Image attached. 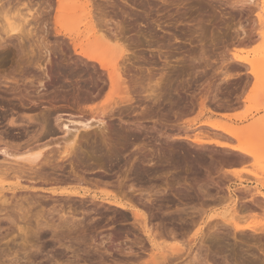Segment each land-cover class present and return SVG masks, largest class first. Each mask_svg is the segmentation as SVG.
<instances>
[{"label": "rangeland", "instance_id": "rangeland-1", "mask_svg": "<svg viewBox=\"0 0 264 264\" xmlns=\"http://www.w3.org/2000/svg\"><path fill=\"white\" fill-rule=\"evenodd\" d=\"M67 1V12L58 17L57 0H0V17L4 14L17 20L28 16L30 30L29 36L10 40L3 32L5 23L0 22L1 37L6 38L3 45L9 46L15 60L22 62L21 66L17 61L0 68V134L4 136L0 148L5 143L14 147L26 142L35 129L34 124H27L28 117L47 109H57L55 115H83L78 106L96 109L110 99L118 100L117 94L110 96L107 75V87L97 97L94 83L101 81L93 65H99L79 62L68 36L76 26L85 31L86 23L93 20L96 30L104 25L114 30L112 34L118 33L125 44L123 70L126 79L130 77L127 81L135 102L126 99L125 103L124 99L115 116L106 119L107 128L114 134L113 149L119 153L116 165L112 168L103 160L95 159L93 163L92 159L90 168L79 172L87 182L96 183L83 187L93 193L113 194L115 185L124 183L126 188L135 187L129 191L139 189L145 198L149 194L155 199L154 205L152 210H121L114 206L105 210H2L0 264H148L152 245L143 223L151 229V235H157L152 238L162 249L181 248L182 254L174 253L173 259L170 255L173 264H264L263 1ZM80 5L89 6L85 10L92 12L88 20L84 19L85 7L78 9ZM163 56L172 61L167 69ZM240 59L253 61L254 65ZM32 60L51 69L50 74L37 70ZM29 61L34 65L29 66ZM17 64L24 66L23 70L19 67L20 74ZM149 69L156 75L154 79L163 77L165 81L162 97L156 103L148 101L143 92L149 87ZM39 78H44L47 89L43 91L46 98L36 108L29 98L21 99L8 91L13 81L23 84L26 80L24 85L30 87L34 97ZM75 96L80 97L74 100ZM11 119L21 125H12ZM233 129L237 131L235 136L228 134ZM57 135L62 137L63 132L58 129L55 136L40 141L54 144ZM53 144V148L57 146ZM0 162L11 163L1 154ZM240 169L242 172L236 174L229 172ZM6 178L0 181V195L8 199L31 197L28 192H48L53 186L40 179L33 181L43 182L37 186L24 178L17 187L14 178ZM132 211L144 214L145 220H136Z\"/></svg>", "mask_w": 264, "mask_h": 264}, {"label": "bare ground", "instance_id": "bare-ground-1", "mask_svg": "<svg viewBox=\"0 0 264 264\" xmlns=\"http://www.w3.org/2000/svg\"><path fill=\"white\" fill-rule=\"evenodd\" d=\"M2 1V0H1ZM51 1V0H50ZM72 1V0H71ZM74 1V0H73ZM264 3V0H262ZM75 2V1H74ZM135 2V1H134ZM238 2V1H237ZM1 3V2H0ZM48 3V2H47ZM50 4V2H49ZM68 1L67 0H57V16L59 17L62 13H65L67 11H65L66 7H67ZM77 4V3H76ZM84 4V3H82ZM88 5V3H86ZM2 5V4H1ZM4 5V4H3ZM2 5V6H3ZM70 5V4H69ZM68 5V6H69ZM72 5V4H71ZM141 5V4H140ZM82 5H80V8H84L83 12L85 14L84 19L88 20L89 18V14H91L92 12H90L88 10V12H85L86 8L89 9V6H84L81 7ZM237 6V5H236ZM98 7V6H97ZM5 8V7H4ZM70 8V7H69ZM166 8V7H165ZM168 8V7H167ZM100 9V8H99ZM120 9V8H119ZM3 10L0 9V14L1 12L3 13ZM5 10V9H4ZM82 10V9H81ZM242 10V9H241ZM69 11V10H68ZM75 11L77 12V10L75 9ZM98 11V10H97ZM75 12V13H76ZM82 12V13H83ZM99 12V11H98ZM7 13V12H6ZM5 13V14H6ZM70 13V12H69ZM74 13V12H73ZM80 13V12H78ZM72 14V13H70ZM104 14V13H103ZM162 14V13H161ZM160 14V15H161ZM93 15V14H92ZM4 16V18H2ZM2 17H0V19H2L3 21L0 20V22L5 23L6 28H3V32L6 31L4 34L5 36L7 35V38L9 37V39L11 40L12 37H19V38H23L26 37L27 35H30V30H27L28 26H29V17L28 16H21L20 18H17V20H13L14 18L9 17L3 14ZM94 16V15H93ZM100 16V15H98ZM163 16V15H162ZM169 16V15H168ZM173 16V15H172ZM33 17V16H32ZM62 18V17H61ZM171 18V17H170ZM59 18H57L58 20ZM105 19V18H104ZM145 19V18H144ZM85 20L84 23L85 24ZM143 20V19H142ZM188 20V19H187ZM6 21V22H4ZM99 21V20H98ZM102 21V20H101ZM99 21V23L101 22ZM184 21V20H183ZM203 21V20H202ZM90 22V20H89ZM96 22V21H95ZM104 22V21H103ZM102 22V23H103ZM141 22V21H140ZM199 22V20H198ZM81 23V22H80ZM101 23V24H102ZM181 23V22H180ZM195 23V22H194ZM97 25H99L98 23H95ZM106 24V23H104ZM4 25V24H3ZM4 25V26H5ZM28 25V26H27ZM82 25V24H81ZM103 25V24H102ZM109 25V24H108ZM107 25V26H108ZM153 25V24H152ZM155 25V24H154ZM153 25V26H154ZM169 25V24H168ZM176 25V24H175ZM184 25V24H183ZM188 25V24H187ZM105 26V27H107ZM149 26V25H148ZM158 28H161V24L157 25ZM199 26V25H198ZM1 27V25H0ZM83 27V26H82ZM86 29L85 31L84 28L83 30H81L79 27L77 28V26L75 27V29H70L69 32V37L71 38V41L73 42V49L76 52V54L78 55L79 58V62L87 65L90 64H98L99 67L97 68L95 65L94 69L96 74V77H99L101 83L103 82L102 85L99 84L98 82H95L94 85L96 91H97V97L103 93L106 89L107 86H105V84L107 85V82L105 80L104 77H106L105 75H107L108 77V81H109V86H110V96H113L115 94H117V96L119 97L117 100V97L115 99H110L108 101V103L105 104L104 107L96 108L95 107H79L80 111L85 112V114L83 115H70V114H59V115H55V110L57 109H47V111H43L42 113H38V115H34L31 117H28V125L30 124H34L35 129H33V131H30L31 135L29 134V138L26 142L22 143V145H18L13 147L9 146L7 143H5V145L3 147L0 148V154L3 155L7 160L11 161L10 164L8 165H1L0 166V181L6 177H12L17 181V187L21 185V181L26 178L29 180H32L31 183H38L37 182H33L34 180H39L40 181H44L45 185H53L52 188H49L47 190H49L48 192H43V191H30L28 192V194L30 193L31 197L28 196H24L25 198L23 199H18L19 196H17L16 198H7L5 195H0V211L1 214L5 211V210H9L10 208L12 210H33L34 208L38 209H42V210H105L110 209L107 206H114L117 207L121 210H148L150 208L153 207L154 205V201L155 199L152 200L151 196L148 194L147 197L145 198L143 191H129L130 188H132L130 186V188H126L124 185V183H120L117 184V186L115 185V193L113 194H99V193H93L91 192L89 189H84L85 184L88 183V185L91 183L87 182V179L84 178L83 176L80 175V170H85L90 168L91 166V160L92 162L95 161V159H99V160H103L106 162V164L110 165L112 168L116 165V161L118 158V151L115 152V150L113 149V136L112 133L109 131V128H107V123H106V119L115 116V111L117 109V106L120 105L121 103H123V100L125 99V103L126 99L128 101V103L130 102H135L133 101V97H131V91L128 85V81L127 79L130 78L128 77L126 79L125 76V72H124V61L126 60V54H127V49L125 48V44L123 45L122 43V39L120 37V35L117 34H112L111 29H106L104 28V25L101 26L100 25V29L96 30V26H93V20H91V24H89L88 22L86 23ZM118 27V26H117ZM191 27V26H190ZM194 27V26H193ZM215 27V26H214ZM108 28V27H107ZM120 28V27H118ZM153 28V27H152ZM156 28V27H155ZM6 29V30H4ZM165 29V28H163ZM81 30V31H80ZM117 30V29H116ZM150 30V29H149ZM153 30V29H152ZM161 30V29H160ZM159 30V31H160ZM194 30V28H193ZM165 31V30H163ZM162 31V32H163ZM168 31V30H167ZM167 31H165L167 33ZM58 33H62L61 31H57ZM121 32V31H120ZM176 32V31H175ZM18 33V34H17ZM67 33V32H66ZM169 34L170 31L168 32ZM17 34V35H16ZM173 34V32H172ZM171 34V35H172ZM176 34V33H175ZM174 34V35H175ZM214 34V33H213ZM143 35V34H142ZM165 35V34H164ZM215 35V34H214ZM2 35L0 34V68L2 67H7L9 64H16L18 61V64L21 66L22 62L19 63L20 61L17 59V61L15 60L16 58H14L15 54L13 53V50L9 49V46H5L3 44H5V40L3 37H1ZM123 36V35H122ZM215 37V36H214ZM124 38V37H123ZM147 38V37H146ZM169 38V37H168ZM167 38V39H168ZM173 38V37H172ZM193 38V37H192ZM152 39V38H151ZM178 38H175V40H177ZM191 39V37L189 38ZM8 40V39H7ZM124 40V39H123ZM140 40V39H139ZM169 40V39H168ZM173 40V39H172ZM138 41V40H137ZM142 41V40H141ZM152 41V40H150ZM154 41V40H153ZM162 41V40H161ZM179 41V40H177ZM185 41V40H184ZM8 42V41H7ZM140 42V41H139ZM175 42V41H174ZM188 42V41H187ZM201 42V41H200ZM144 43V42H143ZM192 43V41H191ZM142 44V42H141ZM155 44V43H154ZM151 45V44H150ZM158 45V44H157ZM139 46V45H138ZM204 46V45H203ZM149 47V46H148ZM159 49V48H158ZM47 50V49H46ZM48 51V50H47ZM159 51V50H158ZM165 53V52H164ZM169 53V52H168ZM162 56V55H161ZM160 56V57H161ZM158 57V56H157ZM165 56H163L164 58ZM33 58V57H32ZM36 58V57H35ZM128 58V57H127ZM162 58V57H161ZM165 62H166V69L169 68L171 66L170 62L172 63V61H170L169 57L166 56L165 58ZM163 59V60H164ZM21 60V59H20ZM31 60V59H30ZM177 60V59H176ZM179 60V59H178ZM184 60V59H183ZM16 61V62H15ZM28 61V60H27ZM34 61V60H32ZM175 61V60H174ZM30 62V61H29ZM28 62V63H29ZM163 62V63H165ZM240 62H245V63H250L251 65H254L253 61H250L248 59H240ZM26 63V62H25ZM26 63V64H28ZM35 65L34 67L37 68V70H42L44 74H46L47 72L49 73L51 71V69L49 70V68H45L43 65L40 64L39 61H34ZM17 67L18 69H22V67ZM32 65V62H30L29 66ZM34 65V64H33ZM32 65V66H33ZM164 65V64H163ZM242 65V64H241ZM10 66V65H9ZM12 66V65H11ZM28 66V67H29ZM173 67V66H172ZM100 68V69H99ZM16 69V68H15ZM21 69L18 71V74L22 73ZM33 69V68H32ZM144 69V68H143ZM152 69V68H151ZM149 69V80L150 83H148L147 88H149V90L147 91V88L144 85V88H146V90H144L143 92L147 93L146 98L150 99L148 101H151V99L156 103L160 100V98L162 96V88L165 89V87H163V83L165 82L162 78H155L154 76H156L153 71ZM160 69V68H159ZM17 70V69H16ZM170 70V69H169ZM173 70V68H172ZM127 71V70H126ZM141 71V70H140ZM157 71V70H156ZM36 72V71H35ZM79 72V71H78ZM170 72V71H169ZM181 72V71H180ZM31 73V72H29ZM39 73V72H38ZM172 73V72H170ZM169 73V74H170ZM40 74V73H39ZM50 74V73H49ZM166 73H164L165 76ZM24 75V74H23ZM37 75V74H36ZM98 75V76H97ZM143 75V74H142ZM21 76V75H20ZM44 76V75H43ZM49 76V75H47ZM163 76V75H162ZM34 77V76H33ZM41 77V76H40ZM30 78V77H29ZM141 78V77H140ZM148 78V76H147ZM34 79V78H33ZM41 79V78H39ZM44 79V78H43ZM43 79H41L40 81H38V86L37 88L33 91V94L35 95L33 97V95L31 96V92H29V88L27 85H24V82L26 81H22V83H20L19 81L15 80L13 82H15L14 85H12L11 87H9L8 91L13 92V95L16 96H21L22 97H27V99L29 98L30 102L32 105L39 106V104H41V100L45 99V93L43 91H45V88L47 89V85L46 83L43 81ZM98 79V80H99ZM143 79V77L141 78ZM154 79V81H153ZM168 79V78H167ZM184 79V78H183ZM7 80V79H4ZM10 80V79H9ZM20 80V79H19ZM32 80V79H31ZM95 80V79H94ZM180 80V79H179ZM11 81V80H10ZM97 81V80H95ZM132 81V80H131ZM139 81V80H138ZM172 81V80H171ZM177 81V79H176ZM9 82V81H8ZM106 82V83H105ZM141 82V81H140ZM148 82V81H147ZM168 82V81H167ZM2 83V82H1ZM0 83V87L1 84ZM32 83V82H31ZM87 83V82H86ZM135 83V82H134ZM143 83V82H142ZM7 84V83H6ZM5 84V85H6ZM26 84V83H25ZM34 84V83H33ZM88 84V83H87ZM86 84V85H87ZM133 84V83H132ZM144 84V83H143ZM147 84V83H146ZM180 84V83H179ZM135 85V84H134ZM7 86V85H6ZM33 86V85H32ZM89 85H87L88 88ZM80 87V86H79ZM77 87V85L75 86V88H78L79 90H81V88ZM131 87V86H130ZM139 87V86H138ZM74 88V86H73ZM74 88V89H75ZM84 88V89H85ZM135 88V87H134ZM133 88V89H134ZM137 88V87H136ZM140 88V87H139ZM141 87V89H144ZM2 89V88H1ZM176 89V88H175ZM83 90V88H82ZM94 90V89H93ZM1 91V90H0ZM47 91V90H46ZM78 91V90H77ZM95 91V92H96ZM135 91V90H134ZM167 93L168 90H166ZM29 92V93H28ZM139 92V90H138ZM164 92V90H163ZM81 93V92H80ZM145 93V94H146ZM1 94V93H0ZM123 95V97L121 95ZM142 94V92H141ZM165 94V93H164ZM163 94V95H164ZM171 94V93H170ZM4 95V94H3ZM95 95V96H96ZM102 95V94H101ZM100 95V96H101ZM166 95V94H165ZM91 96V95H90ZM93 96V95H92ZM91 96V97H92ZM34 100H33V98ZM76 97H80V96H75ZM83 97V96H82ZM122 97V98H121ZM165 97V96H164ZM90 98V97H89ZM96 97H94L95 99ZM145 98V99H146ZM1 99V98H0ZM91 99V98H90ZM93 99V98H92ZM91 99V100H92ZM98 99V98H97ZM17 100V99H16ZM85 101L89 99H84ZM162 100V99H161ZM172 100V99H171ZM13 101V100H12ZM27 101V100H25ZM24 101V102H25ZM78 101V100H77ZM83 101V100H82ZM96 101V99H95ZM2 102V101H1ZM52 102V101H51ZM92 102V101H91ZM138 102V101H137ZM145 102V101H144ZM167 102V101H166ZM171 102V101H170ZM5 103V102H4ZM53 103V102H52ZM90 103V102H89ZM141 103V102H140ZM154 103V104H155ZM160 103V102H159ZM78 104V103H77ZM92 104V103H91ZM153 104V103H152ZM25 105V104H24ZM131 105V104H130ZM172 105V104H171ZM31 106V105H30ZM137 106V105H136ZM158 106V105H157ZM119 107V106H118ZM121 108V107H120ZM2 109V108H1ZM38 109V108H37ZM119 111V109H117ZM144 110V109H143ZM2 111V110H1ZM29 111V110H28ZM21 112V111H20ZM22 113V112H21ZM58 113V112H57ZM87 114H90L91 116L87 117ZM5 115V114H4ZM29 115V114H28ZM33 115V114H32ZM8 116V115H7ZM120 116V115H119ZM227 116V115H226ZM15 117V116H14ZM19 117V116H18ZM16 117V118H18ZM25 117V116H24ZM122 117V116H121ZM20 118V117H19ZM3 119V118H1ZM13 119V118H12ZM11 119V124L12 125H16V126H20L21 124L17 125V121H14ZM21 119V118H20ZM23 119V118H22ZM24 120V119H23ZM26 120V119H25ZM17 122V123H16ZM27 122V121H26ZM2 123V122H1ZM8 123V122H7ZM23 124V123H22ZM25 126L26 123H25ZM33 127V128H34ZM144 127V126H143ZM22 128V127H21ZM139 128V126H138ZM61 130L63 132V136H59L61 138L58 137L57 135V141L61 140L60 142L57 143V141L55 142L57 144V146L55 145V143L53 144L50 139L49 141L55 145L56 147L53 148L52 144L50 145L49 142L48 143H41V139H43V137H50L51 136H55L57 134V131ZM140 129V128H139ZM113 130V129H112ZM120 130V129H119ZM117 130V131H119ZM114 131V130H113ZM116 131V130H115ZM8 132V131H7ZM29 132V130H28ZM123 132V131H122ZM120 132V133H122ZM4 132H2L3 134ZM27 133V132H26ZM119 133V132H118ZM124 133V132H123ZM25 134V133H24ZM128 134V133H127ZM228 134L235 136L237 134L236 130H230L228 131ZM7 135V134H6ZM28 135V134H27ZM118 135V134H117ZM23 136V135H22ZM119 136V135H118ZM122 136V134H121ZM121 136L119 137V139L121 138ZM4 137V136H3ZM2 135L0 134V144L4 142ZM6 137V136H5ZM127 137V136H126ZM19 139V138H18ZM53 139V138H52ZM125 139V137H124ZM22 140V139H21ZM47 140V139H46ZM46 140L44 139V142H46ZM122 140V139H120ZM120 140H118L120 142ZM8 141V140H7ZM10 141V139H9ZM48 141V140H47ZM124 141V140H123ZM6 142V141H5ZM23 142V141H21ZM11 143V142H10ZM16 143V142H15ZM19 143V142H18ZM4 144V143H3ZM222 144H219V146ZM52 146V148H51ZM116 147V146H115ZM114 147V148H115ZM123 148V147H122ZM225 148V147H224ZM139 149L140 148L139 146ZM138 149V150H139ZM152 150V149H151ZM141 151V150H140ZM145 148L143 151L144 153ZM148 152V150H147ZM118 153V154H117ZM122 153V152H120ZM152 153V152H151ZM146 156V155H145ZM144 156V157H145ZM149 156V155H148ZM102 161V162H103ZM151 161V160H150ZM99 162V161H98ZM1 163V162H0ZM94 163V162H93ZM123 163V162H122ZM104 164V163H103ZM118 164V163H117ZM99 167V166H98ZM138 170V169H137ZM80 171V172H79ZM230 173H239L242 172V170H229ZM145 173V172H144ZM134 174V173H133ZM141 174V173H139ZM138 174V175H139ZM9 179V178H8ZM130 179V178H129ZM134 179V178H133ZM132 179V180H133ZM139 179V178H138ZM143 179V178H142ZM27 180V181H29ZM89 180V179H88ZM131 180V181H132ZM94 182V181H93ZM92 182V183H93ZM107 181H105L106 184ZM129 182V181H128ZM40 184H43V182H39ZM38 183V184H39ZM91 183V184H92ZM96 183V182H94ZM94 183L91 186H94ZM108 183V182H107ZM111 184V183H110ZM109 184V185H110ZM134 184V183H133ZM37 185V184H36ZM85 185V186H84ZM102 185V184H101ZM108 185V184H107ZM106 185V186H107ZM38 186V185H37ZM41 186V185H40ZM84 186V187H83ZM98 187V185H96ZM133 186V185H132ZM135 186V185H134ZM133 186V187H134ZM138 187V185H137ZM136 187V188H137ZM87 188V187H86ZM89 188V187H88ZM135 188V187H134ZM132 188V189H134ZM6 189V188H5ZM16 189V188H15ZM126 189H128L126 191ZM131 189V190H132ZM187 189V188H186ZM13 190V189H12ZM19 190V189H18ZM111 190V189H109ZM135 190V189H134ZM93 191V190H92ZM129 191V192H128ZM180 191V190H179ZM186 191V190H185ZM131 192V194H130ZM145 192V191H144ZM149 192V191H148ZM147 192V193H148ZM181 192V191H180ZM184 192V191H182ZM27 193V192H26ZM150 193V192H149ZM152 193V192H151ZM150 193V194H151ZM189 193V192H188ZM250 193V192H249ZM2 194V193H1ZM15 194V193H14ZM27 194V195H28ZM39 194H46L45 197H41V195L39 196ZM158 195V192L156 193ZM48 195V196H47ZM160 195V194H159ZM175 195V194H174ZM178 195V194H177ZM183 195V194H182ZM249 195V194H248ZM15 196V195H14ZM11 197V195H10ZM181 198V197H180ZM255 198V197H254ZM158 200V199H157ZM165 200V199H164ZM168 200V199H167ZM183 200V199H182ZM254 200L252 199V202ZM259 202V201H258ZM263 202V201H262ZM26 203V205L24 204ZM156 203V202H155ZM260 203V202H259ZM255 204V203H254ZM141 205L143 208L139 207ZM164 205V204H162ZM160 207H163V206ZM166 205V204H165ZM204 205V204H202ZM27 206V207H26ZM257 206V205H256ZM167 207V206H165ZM170 208V207H169ZM36 209V210H37ZM4 210V211H2ZM152 210V209H150ZM184 210V209H183ZM9 212V211H8ZM15 212V211H14ZM26 212V211H25ZM20 213V212H19ZM28 213V212H27ZM132 215L134 216V218L136 220H140V219H144L145 220V215L136 211H132L131 212ZM26 214V213H25ZM9 217L10 214H8ZM19 215V214H18ZM5 216V215H4ZM15 216V215H14ZM21 216V214H20ZM30 216V215H29ZM24 217V216H23ZM26 218V216H25ZM24 218V220H25ZM30 218V217H29ZM13 220V219H12ZM143 220V221H144ZM230 220V219H229ZM142 221V222H143ZM141 222V221H139ZM141 222V223H142ZM15 223V222H14ZM39 227V226H38ZM143 230L145 232V234L147 235V237L149 238V241L152 245V251L149 254L150 256V260H147L148 264H173V254L180 252L181 248L180 247H171L169 246V248H167V250L169 249V255H167L168 251L162 249V246L157 244V242H155L154 238L157 236H153V234L151 235V229H149V227L146 226V224L143 223ZM246 230V229H244ZM238 231V230H237ZM240 231V230H239ZM256 231V230H255ZM238 233V232H237ZM260 233V231H259ZM154 237V238H152ZM183 249V247H182ZM182 254V251L181 253ZM170 255L172 256V259H170ZM175 255V254H174ZM177 257V256H176ZM149 258V257H148ZM177 259V258H175ZM180 259V258H179ZM177 259V260H179ZM196 260V259H195ZM175 262V261H174ZM248 262V261H247ZM189 263V262H188ZM191 263V262H190ZM243 263V262H242Z\"/></svg>", "mask_w": 264, "mask_h": 264}]
</instances>
